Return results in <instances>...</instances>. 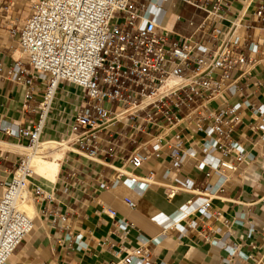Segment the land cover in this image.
Masks as SVG:
<instances>
[{
    "label": "built area",
    "instance_id": "obj_1",
    "mask_svg": "<svg viewBox=\"0 0 264 264\" xmlns=\"http://www.w3.org/2000/svg\"><path fill=\"white\" fill-rule=\"evenodd\" d=\"M259 1L252 12V20L259 24L254 32L251 25L242 26L235 20L223 25L230 8L228 0H29L17 41L24 62H16L6 74L9 80L26 85L22 110L37 89L42 94L38 103L27 109L37 114L36 119L29 126L8 131L21 139L18 146L34 151L43 141L44 129L61 91L65 106L58 120L65 134L59 139L74 134L71 142L74 149L64 151L59 170L72 172L79 163L69 161L65 153L101 164L121 148L116 136L121 137L125 129L130 139L137 133L145 135L151 129H167L181 119L194 118V128L203 136L202 151L205 155H219L208 162L202 158L198 165L224 177L222 182L237 184L231 175L244 159L256 156L264 168V102L259 101L258 90L264 83L258 77L264 75V0ZM175 3L204 12L188 36L162 25V19ZM9 5L5 4L4 9ZM248 28L253 29L251 34L245 33ZM169 78H177L178 83L158 94ZM143 98L148 100L142 104ZM128 108L131 113L114 118ZM242 112L254 117L248 123L247 142L251 151L232 136L243 119ZM162 141L156 137L153 149L158 150ZM190 150L180 151L178 145L170 149L174 169L192 153ZM18 155L10 178L0 184V264H8L25 235L33 230V218L21 210V202L30 197L55 204V192L67 194L74 184L69 185L67 174L60 185L45 191L30 182L33 176L30 154L18 152ZM143 160L137 153L127 157L133 168H138ZM227 171L228 176L224 174ZM167 175L165 171L164 176ZM119 183L146 186L150 181L119 167L100 181L98 188ZM191 187L192 182L185 180L180 187L170 188L166 196L170 198L176 191ZM203 191L200 201L195 199L187 204L194 207L183 214V220L193 213L206 219L216 214L210 205L212 185L206 183ZM256 202L264 210V195L253 201L247 199L248 204ZM127 204L134 207L132 201L127 200ZM46 211L56 216L53 223H65V215L56 206ZM195 225L190 220L185 227H177L185 231ZM119 226L125 229L126 224L119 222ZM62 227L67 232L58 242L71 239L68 227ZM254 232L264 240V222L260 226L250 223L247 235ZM212 242H217V238ZM238 247L236 242L227 244V255L242 260L251 258L241 255ZM107 264H149V261L147 254L132 248L123 258Z\"/></svg>",
    "mask_w": 264,
    "mask_h": 264
},
{
    "label": "crops",
    "instance_id": "obj_2",
    "mask_svg": "<svg viewBox=\"0 0 264 264\" xmlns=\"http://www.w3.org/2000/svg\"><path fill=\"white\" fill-rule=\"evenodd\" d=\"M26 1L0 0V184L10 178L19 159L18 152H22L17 145L21 139L8 130L29 126L36 119L37 114L27 109L35 106L42 94V90L37 89L34 97L26 103L27 108L22 110L26 85L9 80L6 74L16 62H24L17 41L22 21L28 13ZM228 1L230 8L223 25L228 26L235 20L242 26L251 25L257 32L259 24L252 20V12L260 1ZM5 4H10L7 10L4 9ZM183 14H186L184 18ZM203 17V11L175 3L162 19V25L176 34L188 36ZM252 30L248 28L245 33L251 34ZM27 76L22 75L23 78ZM258 77L264 81L263 74H258ZM36 83L39 86L38 81ZM258 90L259 101L264 102V83ZM63 106L65 99L60 91L43 133V141L55 140L66 144L64 149L56 151L61 158L66 149H74L71 145L74 134L59 140L65 134V128L58 120ZM242 115L243 119L232 136L239 138L244 148L251 151L247 142L250 134L248 123L254 117L246 112ZM194 123V118L181 119L167 129H151L145 135L137 133L130 139V133L125 129L121 137L116 136L121 148L116 149L114 157L103 159L101 164L65 153L69 161L79 163L73 174L58 167L52 181L33 175L30 182L45 191L60 185L62 177L67 174L69 185L71 182L74 184L70 185L67 194L55 192V204L43 198H30L33 230L25 235L8 264H107L123 258L132 248L147 254L149 264H264V240L258 232L247 235L250 223L260 226L264 222L260 203H247L249 198L253 201L264 195V168L256 156L251 160L244 159L231 175L237 184L222 182L224 177L209 171L207 166L200 168L198 164L202 158L208 162L219 155H205L201 145L203 136L195 130ZM123 125L124 122L120 121V126ZM156 137L163 139L158 150L153 149ZM175 145L180 151L189 148L192 152L176 169L170 155V149ZM134 153L144 157L138 168H133L127 161V157ZM119 167L148 178L150 183L146 186L119 183L114 187L98 188V183L109 178ZM165 171H168L167 176H164ZM208 171L209 176L206 175ZM224 174L228 176L229 172ZM185 180L191 181L192 187L180 189L167 198L169 189L180 187ZM206 183L212 185L210 205L216 214L206 219L193 213L183 220V214L194 207L187 204L195 199L200 201ZM127 200L132 201L134 207H130ZM184 205L186 207L180 210ZM55 206L65 215V223L52 222L56 216L46 208L52 211ZM190 220L196 223L194 229L182 231L177 227H185ZM119 222L126 224L125 229L119 226ZM62 226L68 227L71 239L58 242L67 232ZM227 233L228 238L225 237ZM214 238H217L215 243L212 242ZM231 242L239 244L241 255H251V258L242 260L228 256L226 246Z\"/></svg>",
    "mask_w": 264,
    "mask_h": 264
},
{
    "label": "bare ground",
    "instance_id": "obj_3",
    "mask_svg": "<svg viewBox=\"0 0 264 264\" xmlns=\"http://www.w3.org/2000/svg\"><path fill=\"white\" fill-rule=\"evenodd\" d=\"M177 83H178L177 78H169L158 89L157 93L161 94L163 92H166L167 90H169L171 87H173ZM147 100L148 98H143L141 103L142 104L146 103ZM131 111L132 109L128 108L127 110H123L121 114H117L116 116H120L121 118L123 115H126L127 113H131ZM65 146L66 144L63 142H58L55 140H46V141H42L34 151L30 152L29 150L23 149L22 147L21 149H22V152L30 154L29 167L32 170L33 175L42 176L52 181L55 178L56 171L59 167V163H60L59 161L61 158V154H58L56 151L58 149H64ZM10 147H11V144H10ZM20 208L28 216L31 215L32 205H31L30 197H26L21 202Z\"/></svg>",
    "mask_w": 264,
    "mask_h": 264
},
{
    "label": "rangeland",
    "instance_id": "obj_4",
    "mask_svg": "<svg viewBox=\"0 0 264 264\" xmlns=\"http://www.w3.org/2000/svg\"><path fill=\"white\" fill-rule=\"evenodd\" d=\"M28 4L27 5H29V0H27L26 1ZM26 8H27V6H26ZM186 16V14H183V18ZM22 23H23V21H22ZM20 55H22L21 53H20ZM63 139H65V138H62V139H59V140H63ZM42 140H45V138H43ZM17 152V151H16ZM60 162V161H59Z\"/></svg>",
    "mask_w": 264,
    "mask_h": 264
}]
</instances>
